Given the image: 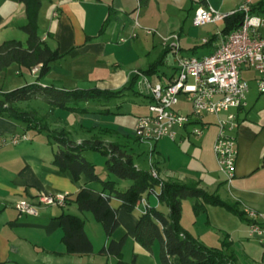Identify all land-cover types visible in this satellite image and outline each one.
<instances>
[{"label":"crops","instance_id":"obj_1","mask_svg":"<svg viewBox=\"0 0 264 264\" xmlns=\"http://www.w3.org/2000/svg\"><path fill=\"white\" fill-rule=\"evenodd\" d=\"M40 2L38 32L51 49H58L62 58L52 63L49 73L40 80H37L38 69L27 71L17 65L9 67L0 75V96L33 83L64 90H119L129 83L135 72L142 73L159 61L156 76L149 79L168 82L174 69L173 56L165 39L176 34L182 55L197 57L200 54L197 58L207 56L215 51L220 42L223 21H219L222 24L220 29L206 33L200 42L195 40L191 43L188 41L189 27L193 25L195 10L211 6L229 15L245 0H149L144 6H140L138 0ZM262 2L264 0H252L250 6ZM25 23V9L19 0H0V44L8 40L25 44L27 36L19 30ZM148 29L153 32L148 34ZM214 35L219 37L218 40L211 46L203 47ZM150 53H156L152 61L149 60ZM165 66L171 69L169 73L162 71ZM242 76L249 82L250 89L246 107L234 111L238 125L233 135L238 156L235 176L231 181H227L219 171L213 153L217 135L214 116H204L197 124H206L199 137L190 134L193 127L190 125L179 130L176 140L170 141L172 145L168 143L166 149L159 147L157 150L158 141L155 144L137 143V146L142 144L147 147L148 157L143 158L145 150H136L132 145L131 149L137 168L153 170L164 181L197 182L207 193H216L223 201L238 203L241 211L255 212L256 221L264 227V95L257 92L253 72L244 71ZM34 101L40 106L32 107L29 102L18 103L17 106L35 110L50 128L65 129L76 143L90 138L103 128L132 136L121 126L102 123L110 116L96 114L99 106L95 103L86 105L88 114H72L47 106L39 100ZM118 104L109 105L112 111L118 113L112 115L115 118L125 115L119 112L121 107L117 109ZM179 111L189 113L184 109ZM91 128L94 130H89ZM30 132L38 136L45 133L47 139L28 136ZM76 132L82 136L75 139ZM22 134L27 139L12 144V137ZM108 136L116 139L114 135ZM114 141L104 139L105 143ZM50 144L46 131L27 130L25 125L0 116V264H117L114 257L101 255L99 251L110 240L118 241L123 236H126L122 249L123 262L129 263L134 259L135 264H160L158 242L149 252L135 241L139 216L147 207L167 213L156 198L159 187L152 194L144 195L131 213L121 209V203L116 199L110 200L111 207L117 211L119 223V228L110 238L90 212H79L75 204L41 206L36 216L22 215L15 210L14 205L18 200L35 202L36 197L42 194L66 193L71 199L81 188H85L93 199L99 197V184L88 182L85 177L74 182L69 173L60 172L52 164L55 151ZM145 159L148 167L141 165L146 163ZM104 161L102 158L92 163L97 170L98 166H104ZM153 162L156 163L155 168L152 167ZM103 173L104 179L99 178L116 182L120 190L130 185L129 182L110 177L106 169H103ZM192 203V200L182 203L181 225L186 231L209 248H219L226 239L237 264H264V232L260 236L250 237L246 215L241 219L224 208L208 205L203 213L196 216ZM62 213L84 220L85 232L93 246L91 254H66L61 241L62 230L55 220Z\"/></svg>","mask_w":264,"mask_h":264},{"label":"trees","instance_id":"obj_2","mask_svg":"<svg viewBox=\"0 0 264 264\" xmlns=\"http://www.w3.org/2000/svg\"><path fill=\"white\" fill-rule=\"evenodd\" d=\"M25 9L26 23L19 27L26 36L25 44L17 40H8L0 44V75L9 67L17 65L19 68L31 71L38 69L37 80L46 76L51 64L60 60L62 55L58 49H51L38 32V15L41 8L40 0H19ZM140 6L149 0H138ZM251 15L264 17V2L251 7ZM244 13L236 10L223 19L221 36H227L243 24ZM214 35L206 41L204 46H211L218 40ZM159 62L146 71L140 73L147 77L156 76ZM139 76L134 75L129 83L119 90L76 89L64 90L53 86L43 87L37 83L28 84L2 93L0 98V116H6L20 124L27 130L37 132L46 131L50 141L58 146L54 153L52 164L60 171L70 174L74 182L85 177L88 182L101 186L99 197L93 199L89 191L81 188L71 199L67 197L65 204H75L78 211L90 212L94 219L102 226L107 238H110L119 228L116 218L117 211L110 205L111 199L121 203L120 208L127 213L133 212L137 203L144 195L154 192L156 187L160 192L156 198L161 206L167 209L163 213L155 208L147 207L139 216L135 229V241L146 251H151L155 242L160 245V264H237L231 252L230 243L225 239L219 248H209L199 242L181 225L182 203L192 200V211L198 216L206 206H217L244 219L245 213L238 207V203L223 201L216 193L209 194L201 189L197 182H179L161 180L154 175L153 170L139 169L135 161L131 145L140 143L133 136L120 135L110 129H99L100 135H114V142L105 143L99 135L76 143L63 128H50L47 121L39 116L35 110L20 109L17 104L32 100H39L43 104L72 114H88L86 105L90 102L99 106L95 111L99 115H118L109 105L117 103V109L127 96L147 98L139 93L137 83ZM93 131L94 129H89ZM86 152L101 155L108 174L117 180L129 182L130 185L120 190L116 182L101 180L96 173L95 165L88 161L83 154ZM152 149L151 154H153ZM156 163H152L155 168ZM62 230V243L68 255H88L93 252L92 243L84 229V220L78 216L62 213L55 218ZM248 223L250 221L248 220ZM126 240L123 236L118 241L110 240L99 254L114 257L117 264H135L134 259L125 263L122 260V249ZM176 259V262H174Z\"/></svg>","mask_w":264,"mask_h":264},{"label":"built area","instance_id":"obj_3","mask_svg":"<svg viewBox=\"0 0 264 264\" xmlns=\"http://www.w3.org/2000/svg\"><path fill=\"white\" fill-rule=\"evenodd\" d=\"M251 1L245 0L237 10L244 13L241 27L227 36H221L215 51L202 58L181 54L178 36L175 42H167L173 56L174 74L168 82L152 81L139 76V93L150 98L148 114L136 120L132 136L140 143H152L167 138L175 141L179 130L192 125L190 134L202 135L206 124L197 125L204 116L216 118L217 135L213 153L219 168L227 181L235 176L238 148L233 130L238 125L234 111L247 105L249 82L243 78L244 71L254 73L257 92L264 95V17L251 15ZM226 15L211 6L195 10L192 23L200 27L223 21ZM153 31L148 29L147 33ZM37 73V72H33ZM137 88V89H138ZM180 99L190 105L189 113L176 110ZM25 134L12 137V144L26 140ZM68 195L55 193L38 195L35 202L15 204V210L22 215L36 216L41 206L63 207ZM250 220L249 236H260L264 227L256 221V213L244 210ZM264 243V242H263Z\"/></svg>","mask_w":264,"mask_h":264},{"label":"rangeland","instance_id":"obj_4","mask_svg":"<svg viewBox=\"0 0 264 264\" xmlns=\"http://www.w3.org/2000/svg\"><path fill=\"white\" fill-rule=\"evenodd\" d=\"M221 27H222V24L220 22L219 23H213V24H207V25L200 26V27L192 25L189 27V28H191V32L189 35L190 40H188V41L192 43V42H195V40L196 41L198 40L200 42L205 37L206 33L211 32V31L215 32L217 29H220ZM185 54L189 55V53H187V52H185ZM196 56L199 57L200 54H198ZM155 58H156V53H154V54L150 53L149 60L152 61ZM170 70L171 69L168 68L167 66H165L162 69V71L166 72V73H169ZM31 71H33V69ZM137 90L140 91L139 88ZM28 102H29L30 106H32V107H39L40 106V104L36 103L34 100L28 101ZM149 104H150V100L147 98L132 96V95L127 96V97H125V100L123 101V103H121V108L119 111L121 113H125V115L119 116L118 118H115L114 116L109 115L110 118H108V120L103 121L102 123L105 122L106 125L111 124V125L121 126L122 128L125 129L126 133L133 134V130L135 127L134 124H136L135 119L140 117V116H144V115L148 114ZM175 108H176V110L184 109L185 111H190V105L187 104L186 102H184V100H182V99H180L179 104ZM23 110L32 111V109H23ZM102 116L106 117L107 115H102ZM101 119H103V118H101ZM98 133L99 134H97V135H99L103 139V141H104V139L116 140L115 138H113L111 136H108V135L101 136L100 132H98ZM74 135H75V139L82 136V135H79V133H77V132ZM28 136H32L34 138L38 137V139H43L45 141L47 139V136L45 133H41L40 136H38V135H34L33 133L30 132V133H28ZM168 143L172 145L170 140H168L167 138H163V139L159 140L158 144H157V147H158L157 150H159V147L166 149V146ZM50 147H53L55 152L58 148V146L56 144H54L52 141H51ZM132 147L134 149L136 148V150H138V149L141 151L145 150V152L143 153V158H145L146 156L148 157L149 151L145 145L139 144V146H137L136 144H133ZM85 157L90 162H98V160H102V158H103L101 155H99L97 153H90V152H87L85 154ZM145 160H146V163L145 164L142 163L141 164L142 167H148L147 159H145ZM103 169H105L104 166H98L96 173L98 174L99 177H102L104 179ZM110 177H113V176L110 175Z\"/></svg>","mask_w":264,"mask_h":264},{"label":"bare ground","instance_id":"obj_5","mask_svg":"<svg viewBox=\"0 0 264 264\" xmlns=\"http://www.w3.org/2000/svg\"><path fill=\"white\" fill-rule=\"evenodd\" d=\"M167 42H175V35H172L171 37H169V39L167 40ZM154 175H156L155 173H153ZM29 204V200L27 199H20L18 200V202L16 204ZM251 211V210H248Z\"/></svg>","mask_w":264,"mask_h":264}]
</instances>
